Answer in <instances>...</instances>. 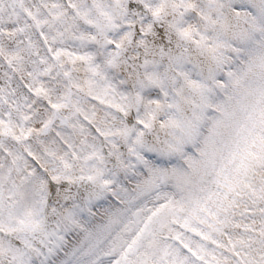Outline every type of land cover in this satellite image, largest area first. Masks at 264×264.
<instances>
[{"label": "snow or ice", "instance_id": "6c2138e0", "mask_svg": "<svg viewBox=\"0 0 264 264\" xmlns=\"http://www.w3.org/2000/svg\"><path fill=\"white\" fill-rule=\"evenodd\" d=\"M0 264H264V0H0Z\"/></svg>", "mask_w": 264, "mask_h": 264}]
</instances>
